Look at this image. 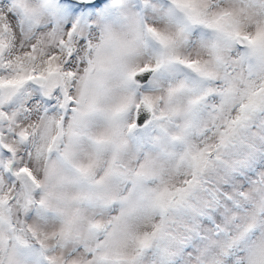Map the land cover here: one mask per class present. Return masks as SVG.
<instances>
[{
	"label": "snow or ice",
	"instance_id": "snow-or-ice-1",
	"mask_svg": "<svg viewBox=\"0 0 264 264\" xmlns=\"http://www.w3.org/2000/svg\"><path fill=\"white\" fill-rule=\"evenodd\" d=\"M0 264H264V0H0Z\"/></svg>",
	"mask_w": 264,
	"mask_h": 264
}]
</instances>
